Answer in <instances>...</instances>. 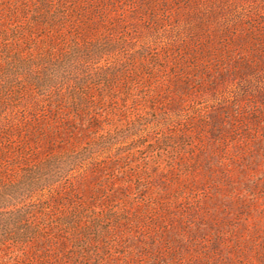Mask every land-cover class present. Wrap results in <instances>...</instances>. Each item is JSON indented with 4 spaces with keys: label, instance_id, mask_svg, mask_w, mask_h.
Listing matches in <instances>:
<instances>
[{
    "label": "rangeland",
    "instance_id": "1",
    "mask_svg": "<svg viewBox=\"0 0 264 264\" xmlns=\"http://www.w3.org/2000/svg\"><path fill=\"white\" fill-rule=\"evenodd\" d=\"M0 264H264V0H0Z\"/></svg>",
    "mask_w": 264,
    "mask_h": 264
}]
</instances>
